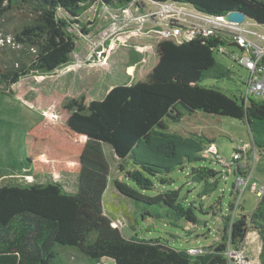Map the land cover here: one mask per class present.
I'll return each instance as SVG.
<instances>
[{
	"label": "trees",
	"instance_id": "obj_1",
	"mask_svg": "<svg viewBox=\"0 0 264 264\" xmlns=\"http://www.w3.org/2000/svg\"><path fill=\"white\" fill-rule=\"evenodd\" d=\"M132 1L0 0V40L6 41L11 34L16 46L8 47L10 55L0 56L3 90L12 94L9 88L21 78L51 74L65 66L80 39L78 34L84 38L96 27L100 9H118ZM157 1L183 3L216 16L237 10L264 24V0ZM94 3L93 15L82 21ZM14 16L21 21L8 29L5 21ZM124 43L144 47L141 63L153 56L150 69L108 88L101 99H88L83 94L65 97L57 106L65 115L63 120L38 119L25 130L22 144L28 178L67 175L76 179V186L70 191L55 179L0 185V264H67L62 257L67 248L81 253L77 254L87 264H233L237 261L228 257L227 251H239L251 231L260 238L258 264H264V194L246 214L239 193H233L234 184L231 192L237 198L228 204L230 214L221 216L222 229L214 246L189 253L191 247L181 249L163 237L139 236L134 227L148 218L163 216L174 225L173 220L179 218L198 223L204 206L182 199L181 187L168 177L185 164L199 163L189 167V174L192 183L202 184L200 195L209 196L216 187L212 176L217 172L200 165V153L206 144L214 145V138L196 132L186 136L170 133L169 124L197 111L248 124L253 119L264 120V99H237L217 87L201 84L206 79H230L231 70L214 54L219 53L221 44H236L220 35L179 41L152 29L130 33ZM226 50L221 54L230 57L231 51ZM135 62L137 59L130 64ZM261 62L264 64V56ZM138 67L136 64V71ZM29 97L26 99L37 104V96ZM46 102L43 99L40 103L41 110L48 106ZM104 144L123 161L114 187L140 208L137 218L128 221L130 236L115 225L120 220L117 213L122 210L126 214L125 207L105 201L109 164ZM240 173L238 165L234 176ZM150 231L145 225L140 232Z\"/></svg>",
	"mask_w": 264,
	"mask_h": 264
},
{
	"label": "rangeland",
	"instance_id": "obj_2",
	"mask_svg": "<svg viewBox=\"0 0 264 264\" xmlns=\"http://www.w3.org/2000/svg\"><path fill=\"white\" fill-rule=\"evenodd\" d=\"M94 10L95 3L84 13L82 21L89 19L93 15ZM20 21L18 16H14L6 19L5 24L8 29H12ZM245 22L249 24L251 29H261L254 26V21L249 18ZM159 28V25L154 27L149 25L140 32L143 33L150 29L158 30ZM94 29L96 30L97 28ZM93 31L90 36H93ZM78 36L80 39L76 40V47L71 54L69 63L54 71V73L27 75L11 85L9 89H11L12 94H8L6 89L4 91L0 85V185L16 180H37L42 182L55 179L61 181L67 190H75L76 179L72 176L56 174L55 176L52 175V177L28 178L24 168L26 161L22 144L25 130L31 127L38 119L48 122H52L55 119L63 120L65 115L60 109H57V106L65 97H75L83 94L88 99H101L109 86L129 81L134 75L138 78L142 75L141 72H146L148 68L150 69L154 61L153 56H150L147 62L143 60L138 65L137 71L136 67L127 69L131 62L140 58L141 54L131 50L134 46L125 45L126 42L112 44L110 50L99 59L86 61L82 55L83 51L80 50L88 49V45L85 37L82 38L79 34ZM11 39L12 35L9 34L6 36V41L0 40V56L10 55L8 47L16 48ZM135 41L138 42L139 40L135 39ZM138 47L142 51L145 49L144 47ZM226 48L237 55L245 54V51L241 52L236 45H226ZM214 56L218 62L231 70V77L230 79L219 81L206 79L201 84L217 87L228 96L236 97L237 99L243 96L246 91L245 83L249 71L233 61L228 55L215 53ZM129 57L130 63L128 62ZM32 96H37V104L35 102L32 104L31 101L26 99V97L35 99ZM43 99H47L46 103L48 106L41 110L40 106L42 104L40 103ZM167 131L181 136H186L188 132H196L214 138V145L206 144L204 151L200 153V157L203 158L200 161V165L217 172L212 176L216 187L209 196L200 195L202 184L192 183L190 180L191 174H189V167L199 163L185 164L183 169L176 170L168 177L173 178L175 184L181 187L180 196L182 199L188 198L190 201L193 200L204 206V212L200 213L198 223L192 224L179 218L173 220L176 223L174 225L172 221L163 216L160 218H148L140 226L137 225V227L135 225L134 227H136L135 230L139 236L163 237L177 248L206 249L209 246L216 245L222 229L221 216L230 214L228 204L234 198H237L236 194L231 192L234 181L233 175L229 174L228 177H225L226 168H223L221 164L215 161L217 155L214 153H218L229 162L235 147L239 146L244 150H249L247 172H250V178L240 194L239 201L243 207L242 212L251 213L259 200L252 189V185L255 183L257 188L264 185V120L253 119L248 124L235 118L197 111L191 116L185 115L176 124H169ZM103 148L109 164V181L105 193V201L112 203L115 207H125L126 214L122 210L119 214L117 213L120 220H117L115 225L120 227L125 236H130L132 231L128 221H130V218H137L140 208L117 192L113 185V180L120 178L119 165L123 161L115 155L108 144H104ZM258 150H260L259 154ZM161 188L166 190L164 187ZM154 189L158 190L156 186ZM145 225H148L151 229L150 232H140ZM260 246L261 241L258 234L254 231L249 232L240 249L246 253L249 259V262H244L243 264L259 263ZM240 250L234 251L230 249L227 251L228 257H232V259L234 258L237 261H232L233 264H241L242 259L240 260L239 254H237L241 253ZM77 253L79 252L75 249L67 248L62 252V257L68 261L67 264H87L85 259L79 255L81 253Z\"/></svg>",
	"mask_w": 264,
	"mask_h": 264
},
{
	"label": "built area",
	"instance_id": "obj_3",
	"mask_svg": "<svg viewBox=\"0 0 264 264\" xmlns=\"http://www.w3.org/2000/svg\"><path fill=\"white\" fill-rule=\"evenodd\" d=\"M105 23L99 25L93 36L88 34L85 40L88 45L87 51L82 55L86 61H94L103 56L112 44L124 43L130 33H140L147 26L154 27L159 25L157 30L162 37H174L179 41H188L195 37H211L220 35L225 37V41L234 42L242 51L243 55H237L233 51L229 54L236 62L249 71L245 83L246 91L243 97L264 99V64L261 62L264 56V24L254 22V26L261 29H251L246 23L247 17L242 22L228 21L223 15H211L189 7L183 3L172 1L157 0H133L125 7L118 9L103 8ZM254 37V38H253ZM226 45L218 46L219 53H225ZM135 48H139L135 46ZM140 49V48H139ZM213 145V144H212ZM213 147V146H211ZM210 148V147H209ZM248 149L237 146L229 162L222 158L218 153L215 161L226 168L225 177L233 175V192L240 194L250 178ZM255 157V155H254ZM242 169V174L234 176L237 166ZM247 173H244V172ZM257 197L264 194V185L259 188L252 185ZM189 253L200 252V249L189 248ZM241 264L248 262L244 253L240 250Z\"/></svg>",
	"mask_w": 264,
	"mask_h": 264
},
{
	"label": "crops",
	"instance_id": "obj_4",
	"mask_svg": "<svg viewBox=\"0 0 264 264\" xmlns=\"http://www.w3.org/2000/svg\"><path fill=\"white\" fill-rule=\"evenodd\" d=\"M105 23V16H104V11L102 10V9H100V12H99V15H98V18H97V22H96V27L95 28H98L99 27V25H102V24H104ZM95 30V29H94ZM96 31V30H95ZM95 31H93V33L95 32ZM86 44V43H85ZM141 47V46H140ZM87 51V49H81L80 51ZM138 50V51H137ZM85 51V52H86ZM134 51L137 53V54H141V56H140V58H137V62H135L134 64H130L129 66H128V68L127 69H129V68H131V69H133L134 67H136V64H141V61H142V58H143V54H142V50L141 49H139V48H134ZM139 51H141V52H139ZM130 61V57H129V59H128V62ZM130 63V62H129ZM113 85H111V86H109L108 88H110V87H112ZM107 88V89H108ZM107 91V90H106ZM105 91V92H106ZM105 92H104V94H105ZM103 94V95H104ZM102 95V96H103ZM255 264V263H254Z\"/></svg>",
	"mask_w": 264,
	"mask_h": 264
},
{
	"label": "water",
	"instance_id": "obj_5",
	"mask_svg": "<svg viewBox=\"0 0 264 264\" xmlns=\"http://www.w3.org/2000/svg\"><path fill=\"white\" fill-rule=\"evenodd\" d=\"M223 17L228 21H234L240 23L243 21V19L246 16L241 11L233 10L224 14Z\"/></svg>",
	"mask_w": 264,
	"mask_h": 264
}]
</instances>
